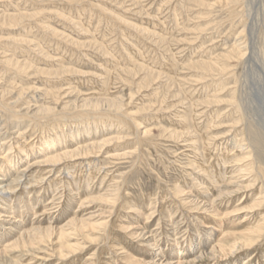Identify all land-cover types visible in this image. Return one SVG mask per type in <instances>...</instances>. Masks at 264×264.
Masks as SVG:
<instances>
[{"label":"rangeland","instance_id":"rangeland-1","mask_svg":"<svg viewBox=\"0 0 264 264\" xmlns=\"http://www.w3.org/2000/svg\"><path fill=\"white\" fill-rule=\"evenodd\" d=\"M229 1L0 0V96L5 93L0 98L5 104L0 108V184L11 181L6 191H0L4 192L0 198V264H8V258L20 264H154L150 261L158 253L163 254L162 264H176V255L183 256V264H264V237L234 254L218 249L210 252L220 240L231 245L222 228L227 233L242 231L252 215L246 207L253 203L256 192L264 191V132L237 100L247 97L249 89L251 92L252 86L245 84L248 79L259 75L258 83L264 85V76L259 74L264 70V18L252 21L260 8L253 0L249 12L248 0ZM252 22L256 41L248 35ZM242 28L246 29L244 35L239 34ZM244 41L255 45L247 44L242 59L234 48ZM249 56L256 63L254 71L249 66L244 70ZM204 60L211 69L197 66ZM122 93L120 112L104 103L99 115L79 108L56 110L51 116L25 114L36 103L112 98ZM18 98L17 104L8 105ZM55 121L66 124L49 138ZM58 130L68 133V138L58 140ZM233 137L243 147L233 145ZM45 139L55 143L47 147ZM103 139L110 140L93 154L65 157L55 166L43 162L62 150ZM229 145L235 148L231 156L220 158L218 153ZM253 153L260 162L257 157L255 162L251 160ZM27 164L32 166L19 173ZM253 167L258 177L254 170L245 174ZM235 170L244 176L235 178ZM205 171L221 172L216 178L219 183L203 177ZM255 177V185L248 190L218 193L219 185L223 191L235 188L226 184L229 179L238 185V181ZM196 180L203 184L197 185ZM102 194L112 198V204L93 199ZM207 195V206H195L198 197L197 202ZM80 200L84 201L81 205ZM237 203L242 210L233 211ZM256 211L260 217L264 205ZM15 217L27 229L39 228L32 246L41 251L20 254L22 241L15 247L4 246L18 238L14 226L19 221L11 224ZM72 218H84L91 225L71 224ZM214 220L223 224L210 237ZM47 228L54 230L43 237ZM61 228L75 248L71 252L72 248L63 246L62 255L57 236Z\"/></svg>","mask_w":264,"mask_h":264},{"label":"bare ground","instance_id":"bare-ground-1","mask_svg":"<svg viewBox=\"0 0 264 264\" xmlns=\"http://www.w3.org/2000/svg\"><path fill=\"white\" fill-rule=\"evenodd\" d=\"M231 1V0H230ZM229 1V2H230ZM253 1H255V2H257L258 3V6L260 7V8H257L256 10V12H258V16H257V19L256 20H252L253 22H257V21H262L259 17H261V18H264V0H253ZM260 3V4H259ZM246 5H247V8H249L248 9V12L250 11V7H249V5H251V2H250V0H248V2L246 3ZM257 5V4H256ZM253 6V5H252ZM249 14V13H248ZM250 15V14H249ZM253 22L251 23V24H249V29H250V32H248V33H246V34H248L249 35V37H250V40H252L254 37H256V26H255V24L254 25H252L253 24ZM246 24V23H245ZM240 27V26H239ZM251 27V28H250ZM246 28V27H245ZM245 28H242V30L239 32V34H243L244 35V33L246 32V29ZM248 29V28H247ZM240 30V29H239ZM264 31V30H263ZM263 33V32H262ZM236 34V33H235ZM240 35V36H241ZM258 36V35H257ZM236 38V37H235ZM238 39H240V38H238ZM255 39V38H254ZM255 41H256V39H255ZM235 42V41H234ZM251 44H253V42L252 41H249ZM249 42H247V43H245V41L243 42V44L241 45H236V47L234 48V50H235V52H236V54H239V56H240V58H242V57H244L245 56V54H246V52L248 51L247 50V44L249 43ZM235 44H237V43H235ZM246 44V45H245ZM228 45H229V43H228ZM249 45V44H248ZM253 45H255V44H253ZM252 45V46H253ZM240 46V47H239ZM250 48L252 49V47L250 46ZM263 48V47H262ZM262 48H260L261 50H262ZM232 49V48H231ZM247 50V51H246ZM231 51V50H230ZM232 52V51H231ZM261 52V51H260ZM228 53V52H227ZM263 53V52H262ZM225 54V53H224ZM228 56V55H227ZM236 56V55H235ZM230 57H232V56H230ZM238 57V56H237ZM219 58V57H218ZM217 58V59H218ZM220 58H222V57H220ZM223 58H225V56L223 57ZM239 58V57H238ZM229 58H227V60H228ZM243 59V58H242ZM216 60V59H215ZM4 61H5V59H4ZM209 61H210V59H209ZM219 61H221V60H219ZM223 61V60H222ZM226 61V60H225ZM224 61V62H225ZM0 62H2V61H0ZM198 62V61H197ZM204 62H205V60H204ZM217 62V61H216ZM7 63V62H6ZM201 63H203V62H201ZM263 63V62H262ZM195 64V63H194ZM213 64H215V63H213ZM218 64V63H217ZM245 64V65H244ZM244 70L246 69V66H249L250 68H252L251 70H253L254 69V67H255V64L256 63H254V59H252L250 56H249V59H247V60H245V62H244ZM196 65V64H195ZM220 65H221V63H220ZM224 65H227V64H225L224 63ZM190 66H192L193 67V65L191 64ZM198 67H200V68H202L203 70L205 69V70H208V69H211V67H210V65L209 64H206V62L204 63V64H198L197 65ZM214 67H215V65H213ZM264 66V65H263ZM194 67H196V66H194ZM221 67V66H220ZM222 67H225V66H222ZM249 68V69H250ZM264 68V67H263ZM197 69V68H196ZM199 69V68H198ZM201 69V70H202ZM228 69V68H227ZM213 70V69H212ZM216 70V69H215ZM223 70V69H222ZM221 70V71H222ZM248 70V69H247ZM255 70V69H254ZM253 70V71H254ZM210 71V70H209ZM220 71V70H219ZM252 71V72H253ZM199 72V71H198ZM223 72V71H222ZM228 72V71H227ZM227 72H226V74H227ZM261 72V71H260ZM58 73V72H57ZM213 73V72H212ZM224 73V72H223ZM201 74H202V72H201ZM211 74V73H210ZM215 74V73H214ZM217 74H219L218 72H217ZM260 74V76L263 78V76H264V70H262V73H259ZM212 75V74H211ZM238 76V75H237ZM259 76V75H258ZM258 76H256V77H258ZM208 77H209V75H208ZM207 77V78H208ZM229 77V76H228ZM256 77H253V78H251V79H248L247 80V82L245 83V84H250L251 86H252V89H251V92H250V89L248 90L249 91V93H248V95H247V97H244V98H242V97H239L237 100H238V105L241 107H244V109H246V110H248V112H250L253 116H254V119L259 123L260 122V126H261V130L264 132V119H263V117H264V85H262V84H260V83H258L261 79H260V77L259 78H256ZM206 78V77H205ZM210 78V77H209ZM213 78V77H212ZM244 78V77H243ZM242 78V79H243ZM255 78V79H254ZM204 79V78H203ZM218 79H220V77L218 78ZM205 80V79H204ZM204 80H202L203 82H205ZM214 80V79H213ZM198 81H200L199 79H198ZM220 81V80H219ZM218 81V82H219ZM244 81V80H243ZM202 82V83H203ZM214 83H216V80L214 81ZM211 84V83H210ZM216 84H218V83H216ZM221 84V83H220ZM244 84V85H245ZM213 85V84H212ZM242 85V84H241ZM210 87H211V85H210ZM221 87V86H220ZM241 87H243V86H241ZM218 88V87H217ZM247 88V87H246ZM248 88H249V86H248ZM222 89V88H221ZM6 91V93L7 94H12V92H11V90H8V89H5ZM51 91V90H50ZM49 91V92H50ZM218 91V90H217ZM4 92V91H3ZM53 93H54V91H52ZM52 92H51V94H52ZM5 93H2V95H4ZM35 94H36V92H35ZM34 94V95H35ZM48 94V93H47ZM51 94H48V95H51ZM57 94H59L58 92H57ZM244 94V93H243ZM2 95L0 96V98L2 97ZM54 95V94H53ZM53 95H51V96H53ZM69 95V93H67L66 94V96L64 97V95H63V97L61 98V99H63V98H67V96ZM36 96V95H35ZM35 96H34V98H35ZM116 97H112V98H105V97H97V98H88V97H85V98H83V99H80V97L78 98V97H76L75 99H74V101L73 100H70V99H66L65 101H53L52 103H47V104H44L43 102L42 103H36V104H34L35 106H33V107H27L26 109H25V114L27 115H29V116H31V117H33V116H38V115H40V114H46L47 116H49L50 114H52V113H54V111L56 112V110H60L59 112H61L62 113V111H67V109H81V110H84V111H87V112H90L92 115L93 114H95V113H100V109H101V107H103V104L104 103H106V106L110 109H113V110H115L116 112H120L122 109H123V107H124V94L122 93L121 95L120 94H118V96L117 95H115ZM207 97V96H206ZM257 97H259L258 99H257V101H256V98ZM21 98V97H20ZM37 99H38V96L36 97ZM35 98V100L37 101V99ZM55 98V97H54ZM213 98V97H212ZM232 98H233V96H232ZM31 99V98H30ZM231 99V98H230ZM28 100V99H27ZM32 100H33V97H32ZM34 100V101H35ZM57 100V99H56ZM205 100H206V98H205ZM211 100V99H210ZM213 100H214V98H213ZM216 100V99H215ZM20 101V99L18 98V99H16V102H10L8 105H14V103H18ZM31 101V100H30ZM204 101V100H203ZM207 101V100H206ZM38 102V101H37ZM208 102V101H207ZM206 102V103H207ZM218 102V101H217ZM235 102V101H234ZM28 103V102H27ZM32 103H34V102H32ZM31 103V104H32ZM231 103H232V101H231ZM236 103V102H235ZM4 104V103H3ZM2 103H0V108L2 107V106H4ZM203 104H205V102L203 103ZM213 104V103H212ZM21 105V104H20ZM233 105V104H232ZM194 106V105H193ZM208 106H210V105H208ZM235 106V105H234ZM236 107V106H235ZM6 108V107H5ZM85 108H90V109H87V110H85ZM107 109V108H106ZM236 109V108H235ZM126 110V109H125ZM261 110V111H260ZM13 111V110H12ZM23 111H24V108H23ZM78 111V110H77ZM244 111V110H243ZM21 112V111H20ZM80 112V111H79ZM101 112H105V111H101ZM108 112V111H107ZM237 112V111H236ZM248 112H246V113H248ZM89 113V114H90ZM99 113H98V115H99ZM124 113V112H123ZM212 113V112H211ZM241 113V112H240ZM114 114V113H113ZM119 114V113H118ZM121 114V113H120ZM119 114V115H120ZM186 114V113H185ZM213 114H215V113H213ZM218 114V113H217ZM250 114V115H251ZM24 115V114H23ZM96 115V114H95ZM182 115V114H181ZM180 115V116H181ZM249 115V116H250ZM51 116V115H50ZM90 116V115H89ZM184 116V115H183ZM188 116V115H187ZM242 116V115H241ZM185 117V116H184ZM245 117V116H244ZM99 118V117H98ZM104 118V117H103ZM1 119V118H0ZM66 119V118H65ZM90 119V121L92 122L93 120H91V118H88L87 120H89ZM181 119V118H180ZM179 119V120H180ZM254 119H252V120H254ZM259 119H260V121H259ZM5 120V119H4ZM97 121V120H96ZM181 121H182V119H181ZM3 122V121H2ZM2 122H0V124L2 123ZM55 122H57V121H55ZM100 122V121H99ZM254 122V121H253ZM65 123V122H64ZM64 123H62V121H61V123H58L57 122V124H56V127H55V129L53 130V131H51L52 133H48L47 134V137H49V138H52L54 135H56L57 134V131H56V129L58 128V129H60L63 125H64ZM93 123V122H92ZM212 123H213V121H212ZM211 123V124H212ZM66 124V123H65ZM87 124V123H86ZM210 124V125H211ZM93 125V124H92ZM99 125H100V123H99ZM244 125H246V128H247V124H244ZM256 125V124H255ZM76 126H78V125H76ZM82 126V125H81ZM91 126V125H90ZM94 126V125H93ZM1 127V126H0ZM86 127V126H85ZM84 127V125H83V128H85ZM96 127V126H95ZM98 127V126H97ZM135 127V126H134ZM53 128V127H52ZM69 128V127H68ZM67 128V129H68ZM76 128V127H75ZM82 128V127H81ZM89 128V127H88ZM103 128V127H102ZM251 128V127H250ZM51 129V128H50ZM70 129V128H69ZM68 129V130H69ZM98 129V128H97ZM66 130V129H65ZM245 130V129H244ZM251 130H252V128H251ZM70 131V130H69ZM85 131H88V130H85ZM58 132H59V134H58V137H56L58 140H62V139H65L66 140V138H68L67 137V135H68V133H64V130H63V132H61L60 130H58ZM90 132H92V131H90ZM89 132V135L91 134ZM16 133V132H15ZM84 133V132H83ZM147 133V132H146ZM70 134V133H69ZM71 134H73L72 132H71ZM17 135H19V134H17ZM74 135V134H73ZM97 135V134H96ZM228 135H229V133H228ZM227 135V136H228ZM21 136V135H20ZM69 136V135H68ZM78 136V135H77ZM80 136V135H79ZM236 136V135H235ZM263 136H264V134H263ZM47 137H46V139H47ZM70 137H72L73 138V136H70ZM229 137V136H228ZM227 137V138H228ZM247 137V136H246ZM262 137V136H261ZM48 138V139H49ZM94 138H96V137H94ZM226 138V139H227ZM248 138H249V136H248ZM45 139V142L44 143H46V146L47 147H50L51 145H53L54 143H55V141H51V140H46ZM74 139V138H73ZM191 139V138H190ZM239 139V138H238ZM257 139V138H256ZM256 139H254V140H256ZM259 139V138H258ZM53 140V139H52ZM55 140V139H54ZM75 140H76V138H75ZM110 139H103L102 141H96V140H94V141H92V142H90V143H86V144H83V145H78V146H75V148H73V149H66V150H62V152L60 153H56V154H52V155H49L48 157H46L45 158V160L43 161V162H45V161H48V162H52V163H54L53 164V166H55V162L56 161H58V160H60V159H62V158H65V157H74V156H76V155H80V154H84V155H87V154H93V153H95V149L96 148H98V149H100L101 150V148L106 144V142H108ZM193 140V139H192ZM196 140V139H195ZM195 140H193V141H195ZM91 141V140H90ZM226 141V140H225ZM240 141V140H239ZM239 141H237L234 137H233V139H232V142H233V145H235V146H237V147H243L242 145H239L238 144V142ZM250 141V140H249ZM262 141H263V139H262ZM58 142V141H57ZM61 143H62V141H60ZM59 143V142H58ZM60 143V144H61ZM64 143H66V142H64ZM249 143V142H248ZM261 143H264V142H261ZM63 144V143H62ZM191 145V144H190ZM227 145V144H226ZM250 145V144H249ZM251 145H252V143H251ZM254 145V144H253ZM263 145V144H262ZM191 146H193V142H192V145ZM197 146H198V143H197ZM197 146H195L196 147V149L198 148ZM230 146V145H229ZM234 146V147H235ZM11 147V146H10ZM194 147V146H193ZM226 147V146H225ZM231 147V146H230ZM224 148L223 149V152L220 154V153H218V155H220V158H223V159H226L227 157H229V155L232 153L231 151L232 150H234V149H232V147L231 148ZM245 147V146H244ZM247 147L249 148V146L247 145ZM247 147H245V148H247ZM251 147V146H250ZM253 147V146H252ZM254 147H255V145H254ZM253 147V148H254ZM264 147V146H263ZM244 148V149H245ZM247 148V149H248ZM257 150H258V148L257 147H255ZM260 148H262V147H260ZM11 149V148H10ZM47 149H50V148H47ZM97 149V150H98ZM240 149V148H239ZM242 149V148H241ZM251 149V148H250ZM43 150H44V148H43ZM254 150V149H253ZM90 151V152H89ZM249 151V150H248ZM247 151V152H248ZM260 151V150H259ZM263 151H264V148H263ZM218 152V151H217ZM256 152V151H255ZM18 153H20V152H18ZM246 152H244V154H245ZM250 154L252 153V151L251 152H249ZM259 153V152H258ZM257 153V154H258ZM47 155H48V153H46ZM46 155V156H47ZM126 155V154H125ZM140 155V154H139ZM256 154L255 153H253L252 154V156L250 157L251 158V160H253V162H255L254 161V159L256 160V157H257V155L255 156ZM261 155V154H260ZM217 156V155H216ZM231 156V155H230ZM240 156V155H239ZM244 156V155H243ZM246 156H247V154H246ZM262 156V155H261ZM95 157V156H94ZM208 157V156H207ZM260 157V156H259ZM204 158V157H203ZM217 159H218V157H217ZM222 159V160H223ZM232 159V158H231ZM262 159V158H261ZM84 160V159H83ZM82 160V161H83ZM93 160H95L94 158H93ZM228 160V159H227ZM236 160V159H235ZM234 160V161H235ZM89 161H91V160H89ZM88 161V162H89ZM231 161V160H230ZM244 161V160H243ZM247 161V160H246ZM257 161H259L260 162V160H258V157H257ZM229 162V161H228ZM250 162V161H249ZM252 162V161H251ZM250 162V163H251ZM41 163H42V161H41ZM81 163H83V162H81ZM90 163V162H89ZM198 163V162H197ZM223 163H224V160H223ZM232 163V162H231ZM236 163V162H235ZM219 164V163H218ZM253 164V163H252ZM74 165V164H73ZM72 165V167H74ZM85 165V164H84ZM87 165V164H86ZM89 165V164H88ZM93 165H94V163H93ZM201 165H202V163H201ZM220 165V164H219ZM231 165V164H230ZM257 165V164H256ZM32 166V164H27V167L25 166L23 169H21L20 171L21 172H19V173H22V174H24V172L28 169V168H30ZM66 166V165H65ZM90 166V165H89ZM96 166H97V164H96ZM203 166V165H202ZM226 166V165H225ZM248 166V165H247ZM76 167V166H75ZM93 167V166H92ZM201 167V166H200ZM220 167H222L221 165H220ZM250 167H251V165H250ZM257 167V166H256ZM53 168V167H52ZM71 168V167H70ZM96 168V167H95ZM94 167H93V169H95ZM204 168H206V167H204ZM208 168V167H207ZM210 168V167H209ZM225 168V167H224ZM223 168V170H225ZM241 168V167H240ZM242 168H244V167H242ZM246 168V167H245ZM66 169H68V168H66ZM72 169V168H71ZM91 169V168H90ZM89 169V170H90ZM92 169V170H93ZM196 169V168H195ZM200 169V168H199ZM236 169V168H235ZM237 169H239L238 167H237ZM236 169V170H237ZM247 169V168H246ZM249 169V168H248ZM216 170V169H215ZM218 170V169H217ZM220 170V169H219ZM235 170V171H236ZM243 169H241L240 171H242ZM253 170H254V172H253ZM51 171V170H50ZM201 171V170H200ZM212 171V170H211ZM227 171V170H226ZM225 171V172H226ZM232 171H233V169H232ZM231 171V172H232ZM244 171V170H243ZM255 171H257L254 167L253 168H251V169H249V170H247V172L248 173H245V174H248L249 175V172H250V174H252V172L254 173V176H257V173L255 172ZM49 172V171H48ZM71 172V171H70ZM153 172V171H152ZM206 172V171H205ZM223 172V171H222ZM231 172H230V174H231ZM246 172V171H245ZM91 173H92V171H91ZM199 173V172H198ZM244 174V172H239V171H236V174H238L237 176H235V178H239V177H243L244 175H241V174ZM26 174V173H25ZM203 174V173H202ZM68 175V174H67ZM80 175V174H79ZM84 175V174H83ZM189 175V174H188ZM229 175V174H228ZM70 176H72V175H70ZM75 176V175H74ZM86 176H91L90 175V173H89V175H86ZM219 176H221V172H216L215 173V171L213 172V173H210L209 171L208 172H206V176H204L203 175V177H208V181H210L211 183H215V184H218L219 183V179H216V178H218ZM224 176L225 177H227L225 174H224ZM232 176V175H231ZM230 176V177H231ZM253 176V175H252ZM199 177V176H198ZM223 177V176H222ZM222 177H220V178H222ZM246 177H247V175H246ZM258 177V176H257ZM259 177H260V175H259ZM19 178V177H18ZM22 178V177H21ZM74 178V177H73ZM82 178V177H81ZM195 178V177H194ZM193 178V179H194ZM256 178V177H255ZM255 178H252V179H245V180H242V181H238L239 182V184L238 185H234L235 184V182H233V180L232 179H229L228 181H227V183L226 184H228V185H231V186H234L235 188L234 189H230V190H224L223 191V188H222V186L221 185H219V188H217L218 189V193H219V195L221 194H233L234 193V191H239V190H241V189H244V190H248V189H250V188H252L254 185H255V183H256V181H257V179L258 178H256V180H255ZM15 179H16V177H15ZM77 179H79V178H77ZM200 179H201V176H200ZM205 179H207V178H205ZM262 179V184H261V188H263L264 187V178L262 177L261 178ZM2 180V179H1ZM17 180V179H16ZM20 180V179H19ZM223 180V179H222ZM192 181H194V180H192ZM197 181V180H196ZM202 181V180H201ZM205 181H207V180H205ZM11 182V181H10ZM10 182H8L7 184L5 183V184H3V182L0 184V191H6V188H7V186H8V184L10 183ZM17 182H19V181H17ZM72 182V181H71ZM198 182V183H197ZM196 183H197V185H201V184H203V181L202 182H200V181H197ZM36 183V182H35ZM206 183V182H205ZM14 184V183H13ZM16 184V183H15ZM20 185V184H19ZM195 185V184H194ZM211 185V184H210ZM227 186V185H226ZM192 187V186H191ZM190 187V188H191ZM203 187V186H202ZM209 187V186H208ZM208 187H207V185H204V188L205 189H208ZM90 188V187H89ZM193 188V187H192ZM212 188V187H211ZM210 188V189H211ZM215 188V187H214ZM12 189V188H11ZM50 189V188H49ZM15 190V189H14ZM180 190V189H179ZM212 190V189H211ZM260 190H262V189H260ZM258 191V192H256L257 193V197L254 199V201H253V203H251L250 205H248V207H246L247 208V213L248 214H250V212H252V215L251 216H249V218H248V222H246L247 224H245V225H243V227H241V228H243L242 229V231H240V232H237V234L236 233H227L226 232V230L224 229V228H222V232H224V233H226V234H228V235H226L228 238H229V240H231V245L230 246H227V244L228 243H225V241L223 240V241H218V243L212 248V250L210 251L211 253L213 252V250L214 249H218L219 251H222V252H224L225 250H227L228 251V253L227 254H234V252H236L237 251V249H243V248H249V247H251L254 243H257L256 241H258V240H260L262 237H264V213H262L261 214V216L260 217H258L259 216V213H257V209H259L260 207H262V205H264V191ZM180 191H182V190H180ZM208 191H209V189H208ZM88 192V191H87ZM142 192H144V191H142ZM183 192V191H182ZM8 193V192H7ZM10 193H11V191H10ZM205 193V192H204ZM255 193V192H254ZM143 194H147V192L146 193H143ZM182 194V193H181ZM85 195H86V193H85ZM91 195H93V193L91 194ZM95 195V194H94ZM119 195V194H118ZM4 196V192H0V198H2ZM256 196V195H255ZM82 197V196H81ZM80 197V198H81ZM114 197V196H113ZM123 197V196H122ZM121 197V198H122ZM243 197V196H242ZM114 198H116V197H114ZM113 198V199H114ZM84 199V198H83ZM93 199H104V200H106V202H107V204H110L109 203V201H112V198H109V197H107V195H105V196H103V194H102V196H96V197H93ZM128 199H130V198H128ZM128 199H127V201H128ZM157 199V198H156ZM198 199H199V197H198ZM197 199V200H198ZM205 199V200H204ZM204 199L202 200V201H199V202H197V200H196V202H195V206H197V205H199L200 203H203V205L205 206V203L207 202V201H209V196L207 195V196H204ZM91 200H92V198H91ZM116 200V199H115ZM119 200V199H118ZM139 200V199H138ZM143 200H145V198L143 199ZM114 201V200H113ZM131 200H129V202H130ZM135 201V200H134ZM141 202H143L142 200H140ZM156 201V200H155ZM213 201H214V199H213ZM136 202V201H135ZM135 202H133V203H135ZM139 202V201H138ZM140 202V203H141ZM157 202V201H156ZM194 202V201H193ZM210 202V201H209ZM241 202V201H240ZM27 203V202H26ZM29 203V202H28ZM84 203V201L83 200H80L79 202H78V204H83ZM116 203V202H115ZM123 203H124V200H123ZM147 203H149V201L147 202ZM112 204V203H111ZM119 204V203H118ZM130 204V203H129ZM145 204V203H144ZM143 204V205H144ZM151 204V203H150ZM180 204V203H179ZM126 205V204H125ZM131 205V204H130ZM137 205H139V203H137ZM136 205V206H137ZM141 205H142V203H141ZM154 205V204H153ZM8 206V205H7ZM20 206L21 207H25V205L23 204V203H20ZM118 206V205H117ZM150 206V205H149ZM148 206V207H149ZM206 206H207V203H206ZM238 206V207H237ZM152 207V206H151ZM154 207V206H153ZM152 207V208H153ZM128 208H130V207H128ZM134 209H136L135 207H133ZM140 208V207H139ZM150 208V207H149ZM198 208H199V206H198ZM205 208H207V207H205ZM208 208H214V206H211V205H209V207ZM242 207L240 206V204L238 205V203L236 204V207H234V210L233 211H235V210H242L241 209ZM131 209V208H130ZM141 209V208H140ZM146 209V208H145ZM145 209H143V211L145 210ZM148 209V208H147ZM154 209H155V207H154ZM213 210V209H212ZM7 211V210H6ZM143 211H142V213H143ZM232 211V212H233ZM113 211H111V213H112ZM264 212V211H263ZM21 213V212H20ZM140 213V212H139ZM144 213H145V211H144ZM205 213V212H204ZM22 214V213H21ZM215 214H217V213H215ZM218 214H220V213H218ZM233 214V213H232ZM146 215H148V213L146 214ZM204 215V214H203ZM220 216V215H219ZM148 217H150L149 215H148ZM206 217V216H205ZM208 217V216H207ZM216 217V216H215ZM215 217H213V218H215ZM91 218V217H90ZM147 218V217H146ZM245 218V217H244ZM206 219H208V218H206ZM159 220V219H158ZM18 221L19 220H17L16 219V217L13 219V221H12V225H13V223H18ZM86 220L84 219V218H82V219H80V220H77V218H72L71 219V221H70V223L71 224H79V222H81V223H86V224H88L89 226L91 225V223H89V222H85ZM245 221H246V219H245ZM216 222H219V221H217V220H214V223L210 226V227H212L211 228V230L210 231H212V234H210V237H212V236H214L213 235V232H215V231H218V225H220V227H222V225L221 224H223V223H221V222H219V223H216ZM240 223H241V220L239 221ZM204 223V222H203ZM23 225V224H22ZM203 225V224H202ZM14 226V225H13ZM79 227H83L81 224L80 225H78ZM206 226V225H205ZM10 227V226H9ZM14 227H16L17 228V234H18V238L17 239H15L14 241H12V242H10V243H8V244H6V245H4V246H11V247H15V246H18L17 244L18 243H20L21 241H22V243H23V246H24V244H28L29 246H26L24 249H23V246H22V250L20 251V254L21 253H32V252H35V251H41V249H39L40 247H35V246H32L33 244H34V242H33V239H34V236L36 235V233H37V231H38V229L39 228H37V227H33V228H26V227H23V226H21V221H19V223L16 225V226H14ZM31 227H32V225H31ZM124 227V226H123ZM120 228H121V225H120ZM11 229V228H10ZM122 229H124V228H122ZM228 229V228H227ZM8 230V229H7ZM47 230L48 231H44V232H42L43 233V237L44 236H49V235H51L52 234V232H53V228H47ZM143 230V229H142ZM140 232H141V230H140ZM140 232H139V234H140ZM8 233H9V231H8ZM128 233V232H127ZM146 233V232H145ZM143 235V234H142ZM58 239L61 241V245L59 246V249H58V251H59V253L62 255V250H63V246H65V247H67V248H72L73 247V245H71L69 242H68V239L66 238V236L68 237V234L67 233H65V232H63V230H62V228L58 231ZM138 236V235H137ZM51 237V236H50ZM48 238L49 240L51 239V238ZM39 239H41V238H39ZM210 240V239H209ZM228 240V241H229ZM116 241V240H115ZM117 241H119V240H117ZM155 243V242H154ZM154 243H152L153 245H154ZM110 246V245H109ZM227 246V247H226ZM28 247V248H27ZM4 247H2V249H3ZM66 248V249H67ZM74 248V247H73ZM73 248H72V250H70V249H68V250H70L71 252L72 251H75V250H73ZM110 248V247H109ZM62 249V250H61ZM75 249V248H74ZM77 249V248H76ZM79 249V248H78ZM111 249H113V248H111ZM110 249V250H111ZM115 250V249H114ZM69 251V252H70ZM109 251V250H108ZM2 252H4V251H2ZM1 252V253H2ZM111 252H112V250H111ZM112 254H114V252L112 253ZM202 254H203V252H200V256H202ZM263 254V253H262ZM35 255V254H34ZM1 256V255H0ZM63 256H64V254H63ZM264 256V255H263ZM16 257V256H15ZM155 257H157V258H155L154 260L152 259V261H150L151 263H154V264H162L165 260L164 259H162L161 257H163V254L162 253H158V255H156ZM18 258V257H17ZM132 258V257H131ZM175 263L176 264H183V260H181V259H183V256H181V255H176L175 257ZM19 259V258H18ZM162 259V260H161ZM7 260V262H8V264H20V262L19 261H17L16 259L14 260V259H12V258H8V259H6ZM167 261V260H166ZM139 263V262H138Z\"/></svg>","mask_w":264,"mask_h":264}]
</instances>
